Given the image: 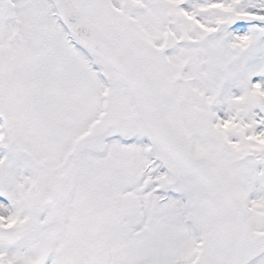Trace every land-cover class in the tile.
I'll return each instance as SVG.
<instances>
[{
	"label": "snow or ice",
	"instance_id": "snow-or-ice-1",
	"mask_svg": "<svg viewBox=\"0 0 264 264\" xmlns=\"http://www.w3.org/2000/svg\"><path fill=\"white\" fill-rule=\"evenodd\" d=\"M0 264H264V0H0Z\"/></svg>",
	"mask_w": 264,
	"mask_h": 264
}]
</instances>
